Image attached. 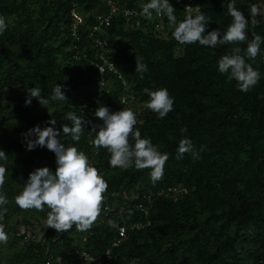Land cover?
I'll return each instance as SVG.
<instances>
[{
	"label": "trees",
	"instance_id": "1",
	"mask_svg": "<svg viewBox=\"0 0 264 264\" xmlns=\"http://www.w3.org/2000/svg\"><path fill=\"white\" fill-rule=\"evenodd\" d=\"M110 1L119 7L110 26L93 33L96 14L110 13L108 0H0V16L7 23L0 34V150L8 157L0 160L7 169L0 192L8 199L0 220L8 236L0 244V264H264V43L255 62L245 57L261 73L250 91H239L235 80L218 71L219 59L233 48L245 55L254 34L264 38V0H236L249 19L248 39L215 48L178 43L166 15L161 30L153 19L126 21L121 9L146 0ZM229 2L182 0L198 4L210 17L206 33L219 29L221 35L232 22ZM182 3H170L178 22L186 16ZM253 7L259 10L255 25ZM73 10L83 17L75 30ZM96 38L106 41L105 50ZM136 56L146 72L135 71ZM102 57L121 74H105L104 86L96 66ZM56 84L66 101L42 106L33 97L25 104L29 88H40L49 99ZM160 87L174 99L163 119L146 107L149 96L143 91ZM102 105L110 111L132 109L141 137L169 154L161 180L151 181V169L113 168L108 151L94 146L92 126L102 124L95 116ZM69 112L85 121L79 141L62 133L63 125L72 126ZM37 125L61 131V142L82 151L108 184L104 205L109 207L102 206L87 231L73 225L57 232L47 226L46 206L25 210L15 203L30 172L46 166L55 173L57 167L46 147L26 148L22 133ZM185 136L200 159L194 161L191 153L177 159ZM174 187L186 192L175 197ZM135 222L141 227L131 229ZM121 225L126 237L112 245Z\"/></svg>",
	"mask_w": 264,
	"mask_h": 264
},
{
	"label": "clouds",
	"instance_id": "2",
	"mask_svg": "<svg viewBox=\"0 0 264 264\" xmlns=\"http://www.w3.org/2000/svg\"><path fill=\"white\" fill-rule=\"evenodd\" d=\"M227 11L232 17V22L227 30L219 29L208 31L206 28L211 21L200 10L195 14H188L182 21H177L175 9L169 0H149L142 7V14L151 19L152 13L158 16H167L170 27L173 28V38L182 45L199 43L202 46L215 48L217 45L242 43L248 39L247 29L249 19L237 9L235 0L227 4ZM259 15L256 7L251 9L252 24L258 21ZM7 29L6 18L0 16V34ZM206 33V34H205ZM264 38L254 34L248 43L245 55H241L239 47L233 48L230 55L222 56L218 61V71L226 74L230 82L235 80L241 92H248L259 82L261 73L247 60L255 62L260 52V45ZM247 57V60L246 58ZM135 71L144 73L147 65L142 63L141 57H135ZM143 78V76H141ZM149 100L146 107L157 113L161 119L167 116L173 109L174 99L169 95L167 88L160 87L155 90L145 88L143 90ZM26 105L31 104V98H36L39 103L47 105L50 101H66L61 85L56 84L49 99L41 96V89L31 87L27 90ZM102 124L93 125L95 132L94 146L97 149L104 148L110 154L109 163L113 168L127 170L134 167L137 170L151 169L150 178L153 183L163 178L164 166L169 159V154L158 150L149 138H142L141 132L135 128L137 119L134 111L130 108L110 111L107 106H100L95 111ZM66 119L72 121V126L63 125L62 133L70 135L73 140L79 141L84 130L83 117L69 112ZM51 125L56 121L51 119ZM182 133L186 128H181ZM26 141V148L33 150L37 146L46 147L55 154L57 165L55 173L48 167H39L30 172L24 182L20 193L15 197V203L21 209H36L43 211L45 206L50 210L47 214V226L57 232H68L75 228L78 231H87L99 217L105 200L104 194L108 190V184L98 170L91 166L88 157L75 146H65L61 140V131L52 126H34L26 133H22ZM30 137H35L30 139ZM130 138L134 144H130ZM202 150V149H201ZM177 159L183 158L185 153H191L193 160L200 159L199 151L193 148L191 140L185 136L179 141ZM5 151L0 150V160H7ZM7 169L0 166V189L4 187ZM8 204L6 194L0 192V220L3 219L7 209L3 206ZM8 236L3 224H0V244H6Z\"/></svg>",
	"mask_w": 264,
	"mask_h": 264
},
{
	"label": "built area",
	"instance_id": "3",
	"mask_svg": "<svg viewBox=\"0 0 264 264\" xmlns=\"http://www.w3.org/2000/svg\"><path fill=\"white\" fill-rule=\"evenodd\" d=\"M172 1L176 2V3H182V0H169V3H171ZM109 4L111 5V10L110 13L108 14H96L95 16V21L94 24L92 25V32H104V30L110 26L111 23V14L113 12H116L119 7H117L113 2H111L110 0H108ZM147 2H149V0H146L144 3L138 5L137 7H133V8H129V7H125L123 9H121L122 14L124 15V17L126 18V21H130L131 19H135V23L139 24V20L140 18H145V15L142 14V7L144 4H146ZM183 4V3H182ZM235 6L236 5V0H235ZM238 9V7H237ZM183 10L185 15L188 14H195V12L197 10H200V6L198 4H191V3H186L183 4ZM201 11V10H200ZM72 17H73V29L75 30L78 24H82L83 23V17L81 14H79L77 11L73 10L72 11ZM153 20H155L154 23V28L156 30H161L163 27V20H164V16H158L155 14V12L152 13V18ZM262 20L264 21V16L262 17ZM96 44L101 47L103 50H105L106 47V41L100 39V38H96ZM97 69H98V76H97V80L99 81L101 86H104L107 81H105L104 76L107 73H110L112 75L117 76V78L121 77V74L118 72L117 68L115 67V65L108 60L107 58L102 57V62L98 63L97 65ZM124 100V98H123ZM171 188H168V190H170ZM172 191L174 192L175 197L178 195H182V193L186 192V189L184 188H178V187H174L172 188ZM106 201V196H105V200ZM103 207L104 209H107L108 203H103ZM131 229L134 228H139L141 227V224L135 222L132 223L129 226ZM118 234L119 237L117 239H114L113 244L112 245H117L119 244L120 240H122L123 238L126 237V226L125 225H121L118 228ZM110 250L107 249L106 250V254L108 256V258L110 257ZM81 255L86 259L89 260L91 257L88 253L86 252H82ZM97 263L99 264L100 261L97 260Z\"/></svg>",
	"mask_w": 264,
	"mask_h": 264
}]
</instances>
